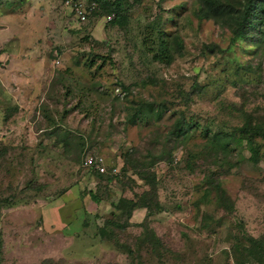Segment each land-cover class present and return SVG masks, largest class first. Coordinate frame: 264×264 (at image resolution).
<instances>
[{
    "label": "rangeland",
    "instance_id": "374dc122",
    "mask_svg": "<svg viewBox=\"0 0 264 264\" xmlns=\"http://www.w3.org/2000/svg\"><path fill=\"white\" fill-rule=\"evenodd\" d=\"M119 2L0 0V264H264V41Z\"/></svg>",
    "mask_w": 264,
    "mask_h": 264
},
{
    "label": "trees",
    "instance_id": "16d2710c",
    "mask_svg": "<svg viewBox=\"0 0 264 264\" xmlns=\"http://www.w3.org/2000/svg\"><path fill=\"white\" fill-rule=\"evenodd\" d=\"M94 1L97 4L98 12L101 8H108V13L115 12L119 9V0H114L112 4H108L104 0H87ZM198 17L210 18L213 16H221L225 20L224 12L229 18V21H224V24H228L232 35L236 37H244L249 32L253 40L264 41V0H232L234 5H237L236 9H231L229 0H198ZM232 4V7H234ZM102 10V9H101ZM106 11V12H107ZM114 18V17H113ZM111 18L110 21L113 20ZM180 46V45H178ZM241 132L248 133L250 136L259 135L264 140V132L261 125L252 124L244 125ZM249 142V147L252 146ZM94 172V171H92ZM99 177L104 176L94 172Z\"/></svg>",
    "mask_w": 264,
    "mask_h": 264
},
{
    "label": "built area",
    "instance_id": "2783aa9c",
    "mask_svg": "<svg viewBox=\"0 0 264 264\" xmlns=\"http://www.w3.org/2000/svg\"><path fill=\"white\" fill-rule=\"evenodd\" d=\"M62 6L69 10L70 15L75 23H84L94 14L98 7L96 2L87 0H61ZM113 14L105 17L106 21H110ZM82 166L86 169L103 175H116L117 171L114 167L106 168L104 159L98 155L87 154L82 161Z\"/></svg>",
    "mask_w": 264,
    "mask_h": 264
}]
</instances>
